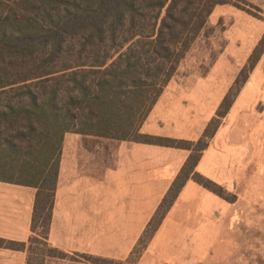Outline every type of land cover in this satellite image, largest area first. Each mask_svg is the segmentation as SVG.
<instances>
[{
    "label": "trees",
    "instance_id": "16d2710c",
    "mask_svg": "<svg viewBox=\"0 0 264 264\" xmlns=\"http://www.w3.org/2000/svg\"><path fill=\"white\" fill-rule=\"evenodd\" d=\"M232 1L0 0V182L36 190L28 242L0 238V248L25 252L26 264L67 258L48 242L66 134L190 152L142 248L188 181L236 201L196 167L260 61L264 35L196 142L140 133L214 9L244 10Z\"/></svg>",
    "mask_w": 264,
    "mask_h": 264
},
{
    "label": "crops",
    "instance_id": "0c3cea01",
    "mask_svg": "<svg viewBox=\"0 0 264 264\" xmlns=\"http://www.w3.org/2000/svg\"><path fill=\"white\" fill-rule=\"evenodd\" d=\"M203 84V80L199 82V86ZM259 84L257 77H254L253 83L251 78L246 81L196 167L197 173L228 191L232 190L230 184L239 165H243L245 160H259L263 156L264 121L249 119L255 117L257 111L241 109L250 105ZM227 89L228 86L221 92L224 94ZM197 91L201 101V122L185 118L183 113L188 111V107L183 104L184 108L172 102L159 111L160 97L141 126L140 133L198 140L223 94L215 96V93H206L201 87ZM212 99L215 102L206 107L205 101ZM67 135L70 138L67 139ZM82 137L90 136L66 134L64 137L70 144L69 160L63 153L62 145L48 242L68 255H89L124 262L136 248L190 152L91 137L104 141L100 156H97L77 146ZM35 193L36 190L30 187L0 182L1 239L28 242ZM221 202L214 194L188 181L145 253L152 254L154 251L165 257L171 241L175 239L173 230L179 228L178 220L185 219L188 209H196L199 215L205 216L214 213L217 208L219 211ZM187 219L190 220V215ZM189 220L183 223L188 228L193 227ZM180 241L178 239L175 243ZM0 264H26V253L0 248Z\"/></svg>",
    "mask_w": 264,
    "mask_h": 264
},
{
    "label": "rangeland",
    "instance_id": "374dc122",
    "mask_svg": "<svg viewBox=\"0 0 264 264\" xmlns=\"http://www.w3.org/2000/svg\"><path fill=\"white\" fill-rule=\"evenodd\" d=\"M232 3L244 10L233 5L214 9L207 19L205 31L180 62L175 76L161 95L159 111L173 102L182 108L188 107V111L183 113L185 118L201 122V101L197 88H204L206 93H215L217 96L223 94L221 91L228 86L222 100L233 85L252 50L264 35V0H233ZM250 48L252 50L248 52ZM256 67L248 79L251 78L253 83L254 77H257L259 89L250 105L241 109L257 111L256 116L259 117L251 116L249 119L260 118L264 121V53ZM208 78L211 80H206ZM202 80L204 84L199 86ZM212 100L205 101L206 107L215 102ZM214 116L215 113L211 119ZM67 136V139L70 138ZM79 140L77 146L81 150L100 156L104 141L91 137ZM69 146V141L64 140L63 153L67 160ZM235 176L230 184L232 190L225 189L236 196V201L230 204L221 199L219 211L216 207L214 213L205 216L199 215L196 209H188L185 219L178 220L179 228L173 230L175 239L171 241L165 257H160L154 251L146 254L147 247L142 248L137 244L133 255L124 262L96 256L84 260V255L67 254L65 259L49 258L43 264H264V150L259 160H245L243 165H239ZM189 215L190 220L187 219ZM188 220L193 227L188 228L183 224L188 223ZM178 239L181 240L179 244L175 243Z\"/></svg>",
    "mask_w": 264,
    "mask_h": 264
}]
</instances>
